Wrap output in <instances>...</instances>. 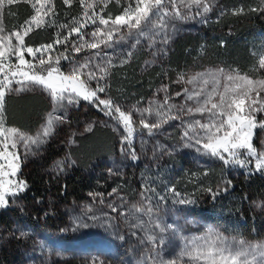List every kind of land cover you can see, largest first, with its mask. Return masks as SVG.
Segmentation results:
<instances>
[{
  "label": "rangeland",
  "instance_id": "obj_1",
  "mask_svg": "<svg viewBox=\"0 0 264 264\" xmlns=\"http://www.w3.org/2000/svg\"><path fill=\"white\" fill-rule=\"evenodd\" d=\"M256 1L259 11L264 13V0ZM19 2L29 3V15L20 20L15 29L3 28L2 20L10 12V6ZM36 3L37 0H14L11 5L5 4L0 13V37L12 36L13 49L18 46L13 33L19 31L23 34L24 27L29 26L27 22L36 15L32 8ZM89 4L94 7L88 8ZM189 4L192 6H185ZM205 4L209 9L207 12L204 11ZM129 5L135 6L133 0H84L83 4L80 0H70V4H65L64 0H50L48 7L51 11L44 17V22L39 27L31 24L29 33L38 32L42 41L31 45L24 42L25 48L36 49L53 44V48L43 55L44 65L39 64L40 53L36 58L29 55L38 62V66L24 56L33 65L32 70L46 76L50 68L56 67L67 75L74 66L87 62L89 68L83 70L85 75L81 79L95 90L97 81L88 80L86 73L93 71L99 76L96 65L104 68V79L100 83L106 90L98 95L111 99L114 107L119 106L126 114H131L133 146L122 144L121 137L127 135L122 122L100 110L94 111L93 103L80 99L78 106L68 107L67 119L61 122L56 117L63 116V112L56 109V102L48 89L34 84L25 87L14 82L11 85L13 91H6V95L39 92L49 100L51 109L44 122L32 133L7 125L4 107L0 113V127L4 130L0 142L4 135L17 139L16 149L9 146L8 151L18 154L20 165L14 177L0 175V181L14 179L27 184L26 190L15 197L7 195V206L0 207V264H58L72 260L76 264H169L170 261L174 264H205L203 256L194 261L186 253L192 252L194 246L196 250L203 251L213 241L217 247L225 249L226 257L241 249L250 251L255 248L259 252L257 246L264 245V231L247 234L208 213L205 198L211 188L207 185L210 179L207 176L212 169H222L223 161L203 150L202 144L195 143V138L183 135L185 131L189 132V137L203 134L198 126L193 131L188 125L196 120L209 122L208 112L201 114L195 109L210 94L212 102L218 103L220 94H225L228 99L245 91L248 80L254 85L264 81V66L260 63L264 60V25L256 30L257 37L247 42L251 59L244 68L223 61L209 52L207 45L189 53L188 61L186 59L174 68L169 66V58L179 40L197 34L209 22L220 21L229 12H237L238 7L229 6L224 0H201L200 7L192 4V0H164L161 8L168 14L163 16L166 25L163 30L149 26L144 35L137 29H132L130 35L125 26L113 34L112 47L101 44L98 48L82 47L80 52L74 51V46L95 41L91 35L93 31L108 30L97 17L115 19ZM238 9L241 10V6ZM93 12L97 15L93 16ZM88 17L96 22L91 23ZM159 19L154 15L149 17L152 25H157ZM145 23H142V29ZM74 27L80 28V34L68 36ZM66 36L67 42L54 43L57 39L63 41ZM136 40L140 43L136 44ZM57 58L59 64L56 63ZM7 63L8 70H15L18 59L9 56ZM134 67L139 74L150 78L161 71L160 78L156 77L159 80L148 92L149 80L141 85L133 84L128 71ZM24 70L30 71L28 68ZM127 86L130 87L125 92ZM196 93H199L198 97L187 99L190 95L195 97ZM250 98H246L245 108L251 100H257L253 106L259 107L264 103V89L257 87L250 93ZM189 108L193 109L191 113L187 111ZM161 113L167 114L166 122H161ZM254 115L258 126L253 130L252 144L259 156L264 152V129L259 127L264 122V112ZM48 121H52V130L44 138L42 132ZM141 121L149 126L154 123L160 126L151 133L135 132V125L148 130ZM89 127L91 131H109L114 138V150L109 155L85 162L74 150L79 145L78 137L91 132L87 130ZM12 129L26 138L41 137L43 142L38 146L29 143L25 147V141L12 137ZM133 154L136 159L132 158ZM239 157L254 166L256 164L257 157L247 156L244 150H240ZM34 164L37 166L33 168ZM37 167L51 178L55 186H59L73 169L91 186L87 190L88 198L70 197L67 202H60L52 192L42 201L27 197L31 193L28 190L31 172ZM3 171L9 170L5 167ZM228 175L233 178L241 176L236 171ZM221 184L222 179L215 187ZM253 193L256 192L249 195L248 204L264 229V191ZM113 208L116 210L112 211ZM246 259L252 261L253 257L249 255ZM260 261L261 257L256 255L254 264H260ZM238 264H245V257L238 258Z\"/></svg>",
  "mask_w": 264,
  "mask_h": 264
},
{
  "label": "snow or ice",
  "instance_id": "obj_2",
  "mask_svg": "<svg viewBox=\"0 0 264 264\" xmlns=\"http://www.w3.org/2000/svg\"><path fill=\"white\" fill-rule=\"evenodd\" d=\"M14 0H0V13L5 6V4L11 5ZM50 0H37L36 4L32 5V8L35 10L36 15L31 17V20L28 21V27H24L23 34L19 31L13 33L15 36L18 46L13 49L11 40L12 36L0 37V74H3V79H0V113L3 111L6 91L11 92L13 89L11 85L15 82L17 84L23 85L25 87L29 85H40L49 90L53 100L56 102V109L63 112V116H57L56 119L63 121L67 119V109L70 106H78L79 100L83 99L84 101L94 103L95 106L102 112H105L106 115H112L113 109L115 113L118 114V119L122 122L123 128L126 130L127 135L121 137L122 144L127 143L129 146L132 143L133 136V127H132V117L131 114H126L121 110L119 106L113 105L111 99L101 98L98 93H105V86L100 83L104 79L105 69L101 68L99 65H96L99 68L100 75L98 76L93 71H87L86 75L88 80H96L97 86L95 90H92L88 87L85 80L81 79L82 75H85L84 69L89 68V64L86 62L79 66H74L70 73L65 75L59 71L58 68L53 67L47 71V75H39L30 71H25V68L32 69L33 65L25 60L24 52L26 51L33 58H36L37 53H40L39 64L44 65L46 63L43 55L46 51L53 48V44L44 45L33 49L32 47H24V37L28 35L31 30V24L35 23L39 27L44 22V17L48 15V12L51 11V8L48 7ZM81 4L84 3V0H80ZM164 0H133L134 7L129 5L127 9L123 12L122 15H118L115 19H104L102 16L97 17L101 25H104L108 28L107 31L103 29H97L91 33V35L96 38L94 42L86 45H81L80 47L74 46L75 52H80L82 47L98 48L101 44H104L107 47H112L110 43L113 38V34L120 31L121 27L127 26L129 34L131 35L132 29L140 30V34L144 35L149 26L159 27L162 30L166 28L164 24L163 16L168 13L161 8ZM65 4H70V0H64ZM192 4H195L197 7H200L201 0H192ZM186 7H191L192 5H185ZM88 8H93L94 5H87ZM47 9V10H45ZM208 5H204V11L207 12ZM163 12V15H162ZM177 14L178 11H177ZM199 14V13H198ZM93 16L97 14L92 13ZM154 15L159 17V23L157 25H152V22L149 20V17ZM87 17V11L85 12ZM88 20L91 23H95L91 17H88ZM146 22V23H145ZM142 23H145V28L142 29ZM111 25V27H108ZM84 27V25H81ZM72 33L80 34V28L74 27L68 33V36H71ZM68 36L64 37V40L59 39L55 40V44H60L67 42ZM83 39V36H80ZM120 39H123L121 37ZM166 42V41H165ZM136 44H139L140 41L136 40ZM131 55V53H129ZM9 56H15L18 59L15 70H8L9 65L7 63ZM51 57H49V60ZM67 59V57H65ZM56 63L59 64V58H57ZM111 63V61H109ZM261 66H264V60H261ZM17 78L19 79H10ZM229 80L232 79L231 76L228 77ZM248 87L245 91L240 93L238 96L225 98V94H220V100L218 103H213V96L210 94L199 107L195 109L196 112L203 114L208 112L210 114V120L208 123H201L199 120H196L194 124L188 125L190 129L195 131V128L198 126L203 130V134L198 137H189V132L185 131L183 135L189 139L195 138V143L197 145L202 144L203 150L210 153L212 156L218 157L225 164H235L238 166H244L245 161L239 158L240 150H244L247 156L257 157L255 167L257 170L264 169V152L260 153L257 156V151L253 147V130L258 126L255 113L264 112V103H260L259 107H254L253 105L257 104V100H251V103L247 108H245L246 98H250V93L256 91L257 87L264 89V81H260L258 85H254L251 80L246 81ZM228 89H225L227 93ZM235 92V89H233ZM199 96V93L195 94V97L190 95L187 99L192 100ZM257 97H259V92L257 91ZM165 103H167V98H165ZM174 107V106H171ZM145 111H148L147 109ZM189 113L193 111L192 108L187 110ZM163 119L161 122L167 121V114H160ZM175 118V117H171ZM143 126L148 129L149 133L153 129L160 126L159 123H154L151 126L141 121ZM261 129H264V122L259 124ZM52 130V121H48L47 126L43 129L42 137L46 138L51 134ZM91 131V127L87 129ZM3 128L0 127V135H3ZM12 137H18L19 140L25 141V147L28 144L39 145L43 142L41 137L35 139L26 138L23 135H19L15 129H12ZM9 140L11 143L9 145ZM2 150H0V175L3 176H15L19 170V157L15 151L9 152V146L13 150L16 149L17 139H12L8 135H4V140L2 142ZM35 154V153H33ZM227 154V158L225 157ZM133 159H136L135 155H132ZM7 167L8 172H4L3 169ZM11 186V187H9ZM27 184L24 181H15L14 179L8 180L5 179L0 181V207H5L8 204L6 199L7 195L15 197L18 193L26 190ZM116 209L113 208L112 211ZM221 245L223 244V238H219ZM241 245L244 244L243 241L240 242ZM260 251L257 252L255 248L250 251L247 250H238L234 255L224 256L225 249L216 246V242L213 241L209 243L203 251L194 250L192 252L186 253L189 259L194 261H199L200 257L203 256L205 264H238V258L245 257V264H254L256 255L261 257L260 264H264V245L257 246ZM252 255L253 260L248 261L247 256ZM169 264H174V262H169Z\"/></svg>",
  "mask_w": 264,
  "mask_h": 264
},
{
  "label": "trees",
  "instance_id": "obj_3",
  "mask_svg": "<svg viewBox=\"0 0 264 264\" xmlns=\"http://www.w3.org/2000/svg\"><path fill=\"white\" fill-rule=\"evenodd\" d=\"M229 6L237 8V12H229L223 16L220 21L209 22L200 29L195 35H188L176 43V49L169 58V66L176 67L182 62L188 61L189 53L197 50L198 47L203 48L207 45L209 52L212 51L214 55L223 59L226 62H233L241 67L248 66L251 57L248 53V40L255 39L256 30L262 28L264 25V13L260 12L256 0H224ZM10 13V14H9ZM2 20L3 28L7 30L18 27L19 21L24 19L30 13L29 3L22 4V2L10 6V12ZM38 32L32 31L25 38L24 42L28 45L38 43L42 36ZM37 37L36 39L34 37ZM24 56L32 64L37 65L34 59L30 58L29 54L24 53ZM246 66V67H247ZM34 72L39 74L35 69H31L30 74ZM128 74L133 77V84H143L145 80H149L150 86L146 92L153 86L160 78L161 71L157 76L151 75V78L145 74H139L137 68L130 69ZM152 72V71H151ZM3 74H0V79ZM16 79V78H12ZM156 79V81H154ZM127 86L125 92L129 89ZM123 89V86L120 87ZM142 86L139 88V90ZM51 104L49 100L39 92H27L24 94H7L5 96L4 111L5 122L9 126L25 130L32 133L36 130L39 124L44 122L46 113L50 110ZM92 109L98 111L99 109L93 103ZM112 118H117L118 114L113 109V114L108 115ZM135 132H147L148 130L134 126ZM78 147L74 153L82 158L85 162L89 159H96L97 157H104L111 154L114 150V138L109 131L94 129L84 136L78 137ZM130 146H133V141ZM59 154V153H58ZM227 158V154H225ZM240 158V157H239ZM241 159V158H240ZM243 160V159H242ZM245 161V160H244ZM34 164L32 167H36ZM38 168V167H37ZM236 171L240 173V178H233L228 175L229 172ZM32 177L28 182L27 197H33L42 201V198L49 192H52L56 200L67 202L70 197L77 199L88 198L87 190L91 188L88 181L77 175V172L71 169L66 178L55 186L49 176L42 173V169H33ZM209 181L207 185L211 188L207 199L206 210L216 220H222L230 227L247 234H258L262 232V224L259 218L255 217L249 206V196L264 191V169L257 170L254 165L245 161L244 166L235 164H225L223 162L222 169H212L207 176ZM222 184L215 187V184L220 182ZM58 264H76L74 260L65 261Z\"/></svg>",
  "mask_w": 264,
  "mask_h": 264
},
{
  "label": "crops",
  "instance_id": "obj_4",
  "mask_svg": "<svg viewBox=\"0 0 264 264\" xmlns=\"http://www.w3.org/2000/svg\"><path fill=\"white\" fill-rule=\"evenodd\" d=\"M9 94V93H8ZM15 94H24V92H18V93H15ZM51 109V108H50ZM50 111V110H49ZM19 129V128H18ZM22 130V129H20ZM22 131H25V130H22ZM27 132V131H26Z\"/></svg>",
  "mask_w": 264,
  "mask_h": 264
}]
</instances>
